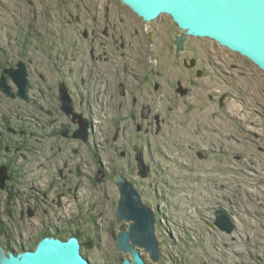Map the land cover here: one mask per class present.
<instances>
[{
  "label": "rangeland",
  "instance_id": "rangeland-1",
  "mask_svg": "<svg viewBox=\"0 0 264 264\" xmlns=\"http://www.w3.org/2000/svg\"><path fill=\"white\" fill-rule=\"evenodd\" d=\"M183 33L119 0H0V78L23 63L30 84L29 101L0 91L8 258L51 234L82 237L92 264L132 263L116 246L124 175L156 216L147 264H264V72L206 38L180 54Z\"/></svg>",
  "mask_w": 264,
  "mask_h": 264
},
{
  "label": "water",
  "instance_id": "water-1",
  "mask_svg": "<svg viewBox=\"0 0 264 264\" xmlns=\"http://www.w3.org/2000/svg\"><path fill=\"white\" fill-rule=\"evenodd\" d=\"M145 22H153L168 15L184 33L176 39L177 52L184 49L187 36L206 38L222 47L251 60L264 72V0H119ZM18 87L13 92L8 81ZM0 91L7 96L29 101L30 84L25 64L18 68L5 69L0 78ZM63 111L74 115L72 101L64 93L60 97ZM75 138L87 139V130L82 128ZM140 160V159H139ZM145 169L141 166V175ZM7 176L0 168V186ZM120 200L116 210L118 222H131L129 230H122L117 237L118 251L130 254L133 262L125 264H147L139 249L149 253L157 263L161 251L156 235V216L142 201L134 182L124 175L116 180ZM222 229L232 232L234 226L228 219L220 218ZM81 242L76 236L60 238L46 234L35 249L23 250L16 257L6 256L0 246V264H92L81 252Z\"/></svg>",
  "mask_w": 264,
  "mask_h": 264
},
{
  "label": "flooded vegetation",
  "instance_id": "flooded-vegetation-1",
  "mask_svg": "<svg viewBox=\"0 0 264 264\" xmlns=\"http://www.w3.org/2000/svg\"><path fill=\"white\" fill-rule=\"evenodd\" d=\"M176 48H177V46H176ZM187 51H189V49H188V46H187V43H184V49L180 52V54H184V52H187ZM192 60V61H191ZM191 60L188 62V59H184V63H186L188 66H189V63L190 62H193L194 61V59L193 58H191ZM194 63V62H193ZM179 91L180 92H183V91H185L184 89L183 90H181V89H179Z\"/></svg>",
  "mask_w": 264,
  "mask_h": 264
},
{
  "label": "trees",
  "instance_id": "trees-1",
  "mask_svg": "<svg viewBox=\"0 0 264 264\" xmlns=\"http://www.w3.org/2000/svg\"><path fill=\"white\" fill-rule=\"evenodd\" d=\"M56 236H57V235H56ZM58 236H60V235H58ZM78 238L81 239L82 237L78 236ZM30 249H35V248L33 247V248H30Z\"/></svg>",
  "mask_w": 264,
  "mask_h": 264
}]
</instances>
